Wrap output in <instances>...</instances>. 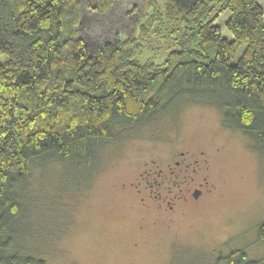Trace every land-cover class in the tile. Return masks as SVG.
I'll list each match as a JSON object with an SVG mask.
<instances>
[{"label": "trees", "instance_id": "obj_1", "mask_svg": "<svg viewBox=\"0 0 264 264\" xmlns=\"http://www.w3.org/2000/svg\"><path fill=\"white\" fill-rule=\"evenodd\" d=\"M121 1L0 0V264H45L23 243L33 167L59 161L64 170L97 169L107 144L177 123L186 105L218 109L223 125L264 158L259 1L145 0L133 8L132 30L117 11ZM114 10L123 14V25L110 27L115 39L91 45L83 14L110 18ZM257 237L264 243V220ZM217 260L264 264L243 248Z\"/></svg>", "mask_w": 264, "mask_h": 264}, {"label": "rangeland", "instance_id": "obj_2", "mask_svg": "<svg viewBox=\"0 0 264 264\" xmlns=\"http://www.w3.org/2000/svg\"><path fill=\"white\" fill-rule=\"evenodd\" d=\"M144 2L119 3L116 10L125 11L130 30L133 8ZM114 14H83L81 22L95 30L82 31L91 45L115 39L110 27L115 20L122 26L123 14ZM178 118L107 144L97 169L64 170L59 161L33 167L23 200L27 251L45 264H219L220 255L236 248L264 258L257 237L264 220V158L241 132L226 128L212 106L186 105ZM182 157L204 165L190 185L206 177L205 194L194 209L181 203L169 213L163 209L173 195L168 165Z\"/></svg>", "mask_w": 264, "mask_h": 264}, {"label": "flooded vegetation", "instance_id": "obj_3", "mask_svg": "<svg viewBox=\"0 0 264 264\" xmlns=\"http://www.w3.org/2000/svg\"><path fill=\"white\" fill-rule=\"evenodd\" d=\"M184 155V152H181ZM169 180L172 185L168 187L169 193L173 192V195L168 196V200L163 203L168 204V207H164V204L159 202V208H163L169 213H175L178 211L179 204H188L194 209V204L205 194L207 183L206 181H199L198 184L190 185L191 181H195L196 174L198 175L200 171L204 170V165L201 164L199 158H196L194 162H187L184 157L181 160H175V165L169 164ZM203 178V179H204ZM162 183V182H159ZM177 187V188H176ZM199 191L200 194L195 196V192ZM160 196V194L158 195ZM158 196L156 198L158 199Z\"/></svg>", "mask_w": 264, "mask_h": 264}, {"label": "water", "instance_id": "obj_4", "mask_svg": "<svg viewBox=\"0 0 264 264\" xmlns=\"http://www.w3.org/2000/svg\"><path fill=\"white\" fill-rule=\"evenodd\" d=\"M199 194H200L199 191H196V192H195V196H198Z\"/></svg>", "mask_w": 264, "mask_h": 264}]
</instances>
